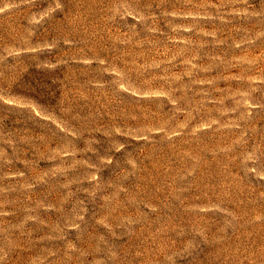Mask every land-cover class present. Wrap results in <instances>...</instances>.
I'll return each instance as SVG.
<instances>
[{
  "label": "rangeland",
  "instance_id": "1",
  "mask_svg": "<svg viewBox=\"0 0 264 264\" xmlns=\"http://www.w3.org/2000/svg\"><path fill=\"white\" fill-rule=\"evenodd\" d=\"M0 264H264V0H0Z\"/></svg>",
  "mask_w": 264,
  "mask_h": 264
}]
</instances>
